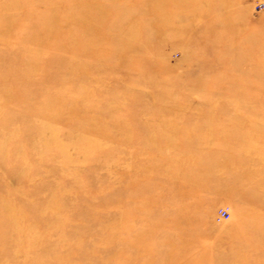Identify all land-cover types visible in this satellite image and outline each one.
I'll return each mask as SVG.
<instances>
[{"label":"rangeland","instance_id":"rangeland-1","mask_svg":"<svg viewBox=\"0 0 264 264\" xmlns=\"http://www.w3.org/2000/svg\"><path fill=\"white\" fill-rule=\"evenodd\" d=\"M0 264H264V0H0Z\"/></svg>","mask_w":264,"mask_h":264},{"label":"built area","instance_id":"built-area-1","mask_svg":"<svg viewBox=\"0 0 264 264\" xmlns=\"http://www.w3.org/2000/svg\"><path fill=\"white\" fill-rule=\"evenodd\" d=\"M218 215L221 219H223L227 217V212L225 210H220Z\"/></svg>","mask_w":264,"mask_h":264},{"label":"bare ground","instance_id":"bare-ground-1","mask_svg":"<svg viewBox=\"0 0 264 264\" xmlns=\"http://www.w3.org/2000/svg\"><path fill=\"white\" fill-rule=\"evenodd\" d=\"M200 23V22H199Z\"/></svg>","mask_w":264,"mask_h":264}]
</instances>
